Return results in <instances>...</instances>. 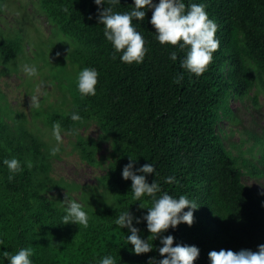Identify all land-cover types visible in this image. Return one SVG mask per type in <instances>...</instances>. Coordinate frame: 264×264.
Returning a JSON list of instances; mask_svg holds the SVG:
<instances>
[{"label":"trees","instance_id":"obj_1","mask_svg":"<svg viewBox=\"0 0 264 264\" xmlns=\"http://www.w3.org/2000/svg\"><path fill=\"white\" fill-rule=\"evenodd\" d=\"M31 1L35 14L51 25L54 39L34 44L24 39L16 23L12 34H2L0 28V63L33 62L39 75L47 70L43 76L59 84L69 106L44 113L39 105L34 115L51 129L59 122L61 132L75 137L70 144L81 160L105 168L98 177L103 195L96 200L92 187L81 192V205L90 217L87 227L60 223L67 204L62 198L79 202L69 192L74 186L53 176L51 146L28 127L25 116L0 107V253L31 248L33 264H99L105 255L117 264L162 259L159 235L152 251L137 255L124 239L128 229L114 224L128 208L141 218L139 224L133 221L141 238L151 235L142 219L147 213L142 207H150L151 200L134 201L131 180L122 178L129 156L136 158L134 172L146 163L155 166V173L144 174L147 182L156 181L162 192L176 198L185 195L199 205L190 227L180 223L162 234L174 237L173 246L198 247L193 264H210L208 253L213 250L257 251L264 244V188H254L245 179L264 180V126L260 131L245 128L247 138L240 145L246 143V148L235 153L231 137L242 121L230 99L244 101L253 91L249 98L257 109V97L264 92V0H184L186 5L203 3L218 26L220 46L208 71L199 77L180 67L187 49L162 46L155 39L151 10L142 22L133 20L148 52L143 63L129 65L103 36L94 0ZM7 3L0 0V21ZM132 7L133 0H120L114 11ZM26 45L32 46V57ZM56 48H61L59 56ZM172 51L176 61L169 58ZM84 67L95 68L99 75L96 95L82 98L77 75ZM179 73L184 79L175 84ZM73 112L82 120L72 121ZM90 124L99 129L97 137L80 135L79 130ZM103 143L110 149L98 157ZM12 157L21 161L23 171L9 180L2 161ZM168 176L176 182L165 183ZM59 188L65 189L63 194Z\"/></svg>","mask_w":264,"mask_h":264},{"label":"clouds","instance_id":"obj_2","mask_svg":"<svg viewBox=\"0 0 264 264\" xmlns=\"http://www.w3.org/2000/svg\"><path fill=\"white\" fill-rule=\"evenodd\" d=\"M98 6V23L103 26V36L111 43L114 51L120 53L121 62L132 65L143 63L146 53V41L143 35L137 31V25L133 20L142 22L146 11L151 10L152 15L149 23L155 29V39L160 45L177 46L179 49H187L186 55L180 61V67L187 72L199 77L208 71L209 65L213 62V54L218 50L220 41L216 38L217 24L209 18L206 6L203 3H192L186 5L184 0H133V7L127 12L114 11V7L120 4V0H94ZM102 10L99 6L106 5ZM67 11V9H65ZM57 56L60 53H56ZM172 61L177 60L176 51H172L169 57ZM23 71L27 77L38 75V66L26 64ZM98 72L95 68L84 67L77 75V90L82 98L95 96L96 85L98 83ZM184 79L183 73H179L173 83L180 84ZM32 103L39 107V97L32 96ZM72 121H81L82 117L78 112H73L70 116ZM62 126L59 122L53 124V134L57 141L61 139ZM59 151L58 148L53 152ZM136 158L129 156L130 162L122 170V178L131 180L132 199L140 201L142 197L151 200L150 207L142 219L146 222V228L151 233L147 239H142L139 229L133 226L141 222V218L134 217L128 208L120 213L114 224L119 228H127L129 235L124 239L127 244H131L132 252L135 254H146L153 250L152 241L160 236L158 252L163 257L160 260L149 259V264H193L199 256V248L196 246L176 244L173 246L174 237L172 235H162L170 227L175 229L180 223L189 227L194 220V210L199 205L185 195L178 198L162 192L158 182H147L146 175L156 172L152 163L142 165L136 172L133 171V164ZM7 166L9 176L12 180L16 173L23 171L21 161L15 157L5 158L2 161ZM30 167V163L27 164ZM176 178L168 176L165 183H174ZM159 194V195H158ZM66 200V199H65ZM64 200V201H65ZM187 208V211H183ZM89 215L83 209L81 203L76 200L67 201L65 213L61 217L62 224H76L87 227ZM2 244V242H0ZM33 251L31 248H20L15 254L8 251L0 253V264L3 259H7L8 264H33ZM210 264H264V244L257 246V251L242 249L234 252L231 249H221L208 253ZM99 264H117L111 255L99 258Z\"/></svg>","mask_w":264,"mask_h":264},{"label":"rangeland","instance_id":"obj_3","mask_svg":"<svg viewBox=\"0 0 264 264\" xmlns=\"http://www.w3.org/2000/svg\"><path fill=\"white\" fill-rule=\"evenodd\" d=\"M7 5L4 9L8 10L3 13L2 20L0 21V28L3 29H0L2 34L16 32L17 29L11 27V25H15L16 23V27L22 29V35L26 41L36 44L41 40L47 39L49 41L50 39H54L51 36V25L44 17L35 14L34 4L31 0H8ZM7 27L9 30L4 31ZM67 42H69L68 39ZM58 47L60 46L58 45ZM26 49L30 56V52L33 50L32 46L26 45ZM60 50L61 48H56L55 53H58ZM26 64L31 65L34 63L20 59L13 63H0V107L6 108V112L12 111L23 114L27 119L28 127L43 137L49 146H51L52 152L53 149H59V151L52 154V174L55 178L62 177L74 186L69 192L77 198L79 203H83L81 192L88 191L91 187L95 190L94 195L96 200L100 199L103 195V189L98 183V177L104 173L105 168L92 166L82 161L79 153L70 144L72 141L74 142V136L61 132V139L57 141L53 134V129L47 126L41 117H35L34 115L37 107L32 103V96L39 97V105H42L44 113L53 110L62 111V107L67 108L69 106V98L65 100L64 95L57 88L59 84L56 86L55 83L50 82L49 78L43 76V73H46L47 70H44L42 75H39L38 66V75L31 78L27 77L23 71V66ZM53 68L51 67L50 74ZM249 95L251 98L254 92L252 91ZM249 97H246L244 101L230 99L232 108H239L238 112L242 121V127H237L231 137L232 142L236 146L231 149L235 153L239 149L244 150L246 148V143L240 145L242 139L247 138L245 128H255L257 131H260L262 130L260 126H264V92H261L257 97L259 105L257 109L253 106ZM255 122H258L259 125H256ZM98 133L99 129L94 124H90L86 128L79 130V134L82 136L97 137ZM109 149V144L103 143L97 156H106ZM244 155L246 157L249 156L247 153ZM245 182L260 190L264 188L263 179L246 178ZM64 191V188H59L60 194H63ZM62 199L65 200L66 198ZM65 201L69 200L66 199Z\"/></svg>","mask_w":264,"mask_h":264}]
</instances>
